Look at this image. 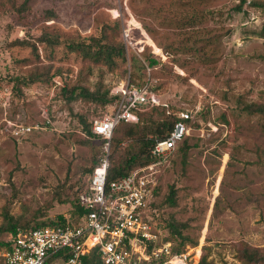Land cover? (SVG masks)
Returning <instances> with one entry per match:
<instances>
[{
  "label": "rangeland",
  "instance_id": "rangeland-1",
  "mask_svg": "<svg viewBox=\"0 0 264 264\" xmlns=\"http://www.w3.org/2000/svg\"><path fill=\"white\" fill-rule=\"evenodd\" d=\"M254 2L264 0H0V230L5 215L28 224L72 218L103 147L84 125L91 131L124 87L146 84L161 105L116 127L109 164L136 148L131 126L186 111L189 149L181 155L178 143L156 173L162 241L171 217L186 226L185 264L202 255L210 264H251L244 255L254 250L264 256V117L242 110L264 106V13ZM93 41L120 45L124 60L108 69L66 48ZM30 74L41 82L21 84ZM98 84L108 90L105 105L61 96V88ZM17 126L30 130L15 134ZM170 187L176 203L168 208L161 204ZM8 237L0 231V243Z\"/></svg>",
  "mask_w": 264,
  "mask_h": 264
},
{
  "label": "built area",
  "instance_id": "built-area-1",
  "mask_svg": "<svg viewBox=\"0 0 264 264\" xmlns=\"http://www.w3.org/2000/svg\"><path fill=\"white\" fill-rule=\"evenodd\" d=\"M117 98L109 112L92 121L91 134L104 141L103 155L77 194L80 213H74L63 225L9 235L7 247L0 252V264H83V258L90 254L99 264H185L184 254L170 255V244L162 241L148 205L157 186L158 167L187 135L190 115L180 113L168 135L154 143L150 150L154 162L107 183L112 131L120 124H137L141 109L161 105L146 84L124 87ZM29 130L17 126L15 134Z\"/></svg>",
  "mask_w": 264,
  "mask_h": 264
},
{
  "label": "trees",
  "instance_id": "trees-1",
  "mask_svg": "<svg viewBox=\"0 0 264 264\" xmlns=\"http://www.w3.org/2000/svg\"><path fill=\"white\" fill-rule=\"evenodd\" d=\"M243 2V0H241ZM251 6H254L255 8H259L264 13V2H254ZM235 11H239L240 7L237 6L234 9ZM46 17L45 18H51L53 17V13L48 11L45 12ZM262 35H264V27H262ZM45 40V38H43ZM20 43V42H19ZM57 40L53 38L52 44H56ZM21 44V43H20ZM67 50L70 53L77 52L80 54V56L83 59H86L90 61L93 64H101L104 65L106 68L111 69L116 66L117 61H123L124 60V54H123V48L120 45H106V44H100L98 41H93L92 43H83V42H77V43H68ZM117 60V61H116ZM156 63L154 60L150 59L148 61V66L152 67ZM35 82H41L40 77L37 78V76L30 74L24 79L20 80V83L23 85L32 84ZM99 87L93 89L92 91L79 86H72L69 90L65 88H61V96L64 98L66 102H71L75 99H80L82 101H85L87 103L95 104V105H105L110 102V98L108 99V90L101 89V85L98 84ZM156 108V107H154ZM156 110V109H154ZM242 110L247 114H258L260 116L264 117V106L262 105H243ZM160 112L163 110L160 109ZM177 121V119L173 116H168L164 120L160 121H148L147 125H142L138 130V126L134 125L129 128V130L126 133L127 137H131L133 139V144L136 146L135 149L133 147H127L125 151L122 153V158L118 159L117 161H113L111 164H109V156L112 152V155H116L114 152L116 147L118 146L119 141L116 139H112L110 141V146L108 143V148H110L111 152L108 156V168L106 170V182H114L119 180L120 178L126 176L131 170L139 167L146 166L152 162H154L156 159L152 158L150 156V150L152 149L154 143L156 141L163 140L168 133L171 131L173 124ZM116 129V128H115ZM114 129V130H115ZM113 130V131H114ZM112 131V133H113ZM84 132L86 136H91V131L89 127H86L84 125ZM112 136V134H111ZM104 144V141L101 140ZM189 149V146L186 144L185 140H182V144L178 148V152L180 151L181 155L185 153L186 150ZM176 150V147L175 149ZM174 152V151H173ZM173 154V153H172ZM171 154V155H172ZM103 152L98 160H95L91 163V167L88 170V172L91 174L92 170L98 166L100 159L102 158ZM170 156H168L165 159L166 161H169L168 159ZM89 174V175H90ZM83 190V189H82ZM158 192V187L156 186L153 189L152 192V198L149 202L148 209L150 212V216L152 218L156 217V196ZM176 200H175V191L173 190V187H170V190H168L167 195L165 196L163 202L161 205L167 206L168 208L175 206ZM72 211L74 213H80V209L77 206V196L73 202L72 205ZM4 221L7 224L6 228L1 229L4 233H7L9 235H14L17 231H26L29 229H37V228H43V227H54L57 225H63L65 224V221L67 219H64L61 216H57L55 218V221H41L39 223H21V222H15L12 223L11 217L5 215ZM186 226L184 224L178 223L175 219L169 217L165 221V232L169 240H176L177 244L175 248L171 247L170 242L168 241L167 237L165 241L170 244V255L175 256L182 253L181 248L184 245V242H186L188 239L186 237L182 236V231L185 230ZM0 230V231H1ZM1 248L7 247V243H0ZM259 251H250L245 252L244 258L247 262L251 264H264V256L259 254ZM83 264H99L97 258L90 254L89 256H86L83 258ZM196 264H210L206 260V256L202 255L200 256L199 260Z\"/></svg>",
  "mask_w": 264,
  "mask_h": 264
}]
</instances>
